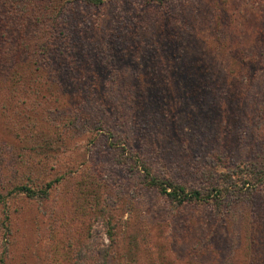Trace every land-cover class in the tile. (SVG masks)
Segmentation results:
<instances>
[{
    "label": "rangeland",
    "instance_id": "obj_1",
    "mask_svg": "<svg viewBox=\"0 0 264 264\" xmlns=\"http://www.w3.org/2000/svg\"><path fill=\"white\" fill-rule=\"evenodd\" d=\"M261 172L264 0H0V264H264Z\"/></svg>",
    "mask_w": 264,
    "mask_h": 264
},
{
    "label": "trees",
    "instance_id": "obj_2",
    "mask_svg": "<svg viewBox=\"0 0 264 264\" xmlns=\"http://www.w3.org/2000/svg\"><path fill=\"white\" fill-rule=\"evenodd\" d=\"M81 1L88 3V4H93V5H100V4L105 2V0H81ZM150 1L163 3V2H167V1L169 2L171 0H150ZM38 90H39V87L37 86L36 91H38ZM120 147L122 148V152L120 154V159L123 161V163H127V158L125 157L126 154H125V151L123 149L124 146L118 145L116 148H120ZM123 154L125 156H123ZM127 157H129V159L133 160V162H134L133 164L136 165V167H134L132 169H135L136 171H138L139 170L137 168V165L139 163L138 159H136V157L132 156V155L128 156V154H127ZM143 170H144V174H145L144 175V181H146L145 182L146 185L151 186V187H158L162 193H165L166 195H168L170 198L177 201L178 203H183V202H186V201L192 200V199H206V198L208 199L210 197V195H212L211 192L205 195L199 189L188 190L184 185H182L180 183H174V182H171L169 180H166V181L158 180L156 176L151 175L152 172L150 171L149 167L146 164H144ZM255 179H257L259 182L264 181V172L257 174V176H255ZM51 185H52V182H49L47 184V187L49 188ZM233 186H234V184H230L228 187H231V188H229L230 190L235 191L232 189V188H234ZM226 190H227V188H226ZM13 191L26 192L29 195L31 194V196L35 193L31 187L26 186V185L15 186ZM46 192H47V190L42 191L43 194H47ZM219 192H220V190H219ZM112 234H113L112 232H111V234H109L110 238L113 237ZM103 252H104L103 249H101L100 250L101 256H99L97 259L93 260L94 264H96V263L103 264V261H104L102 258ZM76 260H77V262H75V264H86L89 261L88 259H83V258H81V259L77 258Z\"/></svg>",
    "mask_w": 264,
    "mask_h": 264
}]
</instances>
